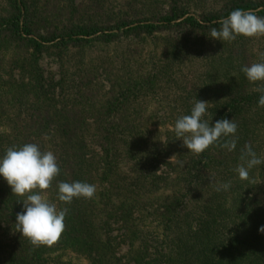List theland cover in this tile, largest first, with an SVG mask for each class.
<instances>
[{"label":"rangeland","instance_id":"obj_1","mask_svg":"<svg viewBox=\"0 0 264 264\" xmlns=\"http://www.w3.org/2000/svg\"><path fill=\"white\" fill-rule=\"evenodd\" d=\"M235 2L254 4L257 8L250 11L264 13V0H0V138L15 135L13 122L67 119L71 113L62 110L72 105L84 110L80 113L89 120L94 113L88 115L83 103L95 101L98 91L108 92L113 89L110 85H118V90L131 83L140 86L124 112L126 120L135 119L137 131L132 138L131 131L125 133V159L120 164V188L124 192L117 197L121 200L131 194L128 200L138 211L128 230L119 224L102 230L115 256V261L106 258L104 264H133V256L139 252L144 256L142 263L147 264H212L219 260L217 253L223 246H240L252 238L262 240L260 251L254 254L258 258L253 261L264 264V233L259 231L264 227V163L249 170L254 183L241 180L235 171L245 163L239 155L246 144L264 158V107L258 104L264 93L255 91L259 85L249 82L242 71L244 66L260 62L264 38L239 36L232 42L219 41L211 38V29L186 35H179L176 28L144 36L125 33L136 24L86 37L90 43L61 51V45L57 46L61 39L46 43L49 48L39 53L25 47L24 41L63 34L72 28L112 27L131 19L144 24L160 14L179 12L211 27L221 19L203 23L201 18H218L225 14V5ZM25 18L33 34L21 32L22 39H17L9 31V21L22 27ZM105 34L107 37L101 38ZM61 78L64 83L60 84ZM79 78L91 84L88 99L84 93L78 94L77 87L83 82ZM143 80L147 82L141 90ZM245 95L255 99L250 101V108L234 113L235 123L247 127L237 128L239 147L210 168H200L196 165L199 156L176 137V120L190 115L197 100L206 101L209 104L204 119L213 126L230 100ZM100 117L105 119L107 115ZM97 132L101 133L85 131ZM40 133L54 135L49 128ZM135 142L142 148L138 155H131ZM187 172H191L190 180ZM187 182L191 184L187 186ZM229 182L228 190L216 191L219 184ZM0 186L8 187L5 179ZM133 190H137V198ZM2 211L0 264L5 262L7 239L17 233L16 225L10 227ZM244 252L232 262L250 264L249 259L243 260ZM51 259L62 264H91L71 251L59 252Z\"/></svg>","mask_w":264,"mask_h":264},{"label":"trees","instance_id":"obj_2","mask_svg":"<svg viewBox=\"0 0 264 264\" xmlns=\"http://www.w3.org/2000/svg\"><path fill=\"white\" fill-rule=\"evenodd\" d=\"M256 8L257 6L254 4L235 2L223 7L224 15L218 18L214 16L201 18V21L203 23H210L215 19L219 20L228 17L236 9L245 11ZM259 15L264 16V13L262 12ZM177 20L181 21L176 23ZM151 21L155 22L151 23ZM141 23L131 19L128 22L114 24L112 27L103 24L102 26L95 25L92 28H79V30L72 28L68 32H63V34H51L47 38L39 36V40L24 41V46L27 48L32 47V50L34 49L39 53L43 49L49 48L45 46L46 43H53L61 39L60 43H57V46L61 45V51L67 46H80L90 43L91 41H87L86 37L136 24V27L125 33L137 32V34L144 36L151 32H156L159 29L176 28L179 31V35H186L197 32V30H210L213 27L221 26L220 24L211 27L203 26L195 18L188 17L186 12H179L175 15L160 14L148 22L144 21V24ZM8 25L11 35L17 39H22L21 32L27 35L33 34L26 18L23 21L22 27L19 22H15L14 20H10ZM107 35H102L103 37L101 38H106ZM113 36L114 34L110 35V37ZM79 79L82 80L81 78ZM82 81L77 87L78 94L83 96L85 94L86 99H88L89 95L87 91L90 92L91 84L88 85L86 79ZM143 81L141 90L146 86V80ZM61 83H64V79L62 78ZM111 87H113L112 90L110 89ZM139 87L138 84L131 83L129 86L125 85L122 89L118 90V85H110V91L104 92L102 89L98 91L100 96L97 95L95 101L87 102L85 99L86 101L83 104L88 115L91 112L94 113V116H90L89 120L81 115V113H85L84 110L81 111L72 105L67 110L65 108L62 110L63 113L70 112L73 115L66 117L67 119L60 118L51 123L42 121L44 119L30 120L25 123H10L13 125L16 133L8 138H0V158L6 154V150L9 147H20L27 143L37 144L41 151H52L57 157L60 174L56 178V181H54L52 189L47 194L59 205V210L67 208L68 212L65 217V231L57 245L51 248L45 246L33 247L17 231L15 236H10L6 241L4 255L6 252L7 254L4 258V264H50L51 261L54 264H62L59 260H53L51 257L64 251H71L79 256H84L91 264H104L106 258L109 259L110 257L112 259L114 258L115 261V256L111 253L113 252V247L104 239L102 230H108L113 224H119L123 230H128L132 226L133 219H135L134 214L138 211L137 206L128 200L131 194L126 195L121 200H118L117 197L124 192L120 188V164L121 160L125 159V153L122 152L123 145H125L124 138L127 137L125 133H130L131 131L132 138L137 131L135 119H131V121L126 120V113L124 112L129 110L128 101L134 96L135 91L139 92ZM60 88L62 89V87ZM252 99L254 100L255 98L250 95H245L240 100L237 98L230 100L217 115L213 126L221 119L229 118V120L233 119L235 122L236 116H234V113L250 108L249 105ZM79 113L80 115H78ZM104 114L107 117L101 119L102 117L100 115ZM236 124H238V121H236ZM238 126L239 130L247 129L243 124H238ZM47 128H49L50 132H53V137L40 133L41 130ZM87 130L101 131V133H85ZM240 143V139H237L236 147H239ZM141 146L142 144L140 142H135L131 145V155L133 152L135 155H138L140 153L139 150L141 151ZM229 152L232 151H228L219 146L211 147L199 155V161L196 165L200 168L208 169L218 163L221 157H226V154H229ZM187 175V180H190V177H192L191 172H187ZM3 179L0 176V181ZM76 181L94 184L96 186L95 197L90 200L74 198L71 204L60 202L58 200V183H72ZM190 184V182H187V186ZM133 197H138L137 190H133ZM21 199V197L12 193L9 185L8 187L0 186V209L3 210L2 212L10 227L16 223V215L23 211V202L20 201ZM174 212H176V209H174ZM131 230L133 229L131 228ZM258 246L260 248L262 246V240L258 238L249 239V242L247 241L246 244H241L240 246L234 243L228 244L223 246V249H220L217 253L219 260L212 264H234L232 260L241 255L240 253L244 250L245 252L242 253V256H244L243 260L247 258L249 259L248 263L256 264L253 259L258 258L254 256L256 251H260ZM222 258L228 259L226 261L221 260V262L220 259ZM142 259H144L142 253L134 254L132 259L133 264H147L142 263ZM115 264H120V262H115Z\"/></svg>","mask_w":264,"mask_h":264},{"label":"clouds","instance_id":"obj_3","mask_svg":"<svg viewBox=\"0 0 264 264\" xmlns=\"http://www.w3.org/2000/svg\"><path fill=\"white\" fill-rule=\"evenodd\" d=\"M221 27L212 28V39L232 42L239 36L252 39L264 38V17L256 11L233 10L227 18L219 21ZM260 62L242 68L249 82L258 84L255 91L264 93V52L259 54ZM208 102L198 101L191 109L190 115L178 118L174 125L177 138L182 139L183 146L193 155L199 156L211 147L219 146L233 151L236 148L237 124L232 120H218L210 126L204 117L207 114ZM264 107V95L258 101ZM47 138V137H46ZM244 164L235 171L241 180H251L249 170L264 163L251 145H245L240 156ZM60 174L57 157L52 151H41L34 143L20 147H9L0 158V176L11 187L12 193L21 197L23 211L16 215V228L33 247H53L60 242L65 231V217L68 209L58 210L50 201L47 192L52 189L54 181ZM58 200L71 204L74 198L93 199L96 186L85 182H59ZM229 183L219 184L216 191L228 190ZM264 233V227L259 229Z\"/></svg>","mask_w":264,"mask_h":264}]
</instances>
